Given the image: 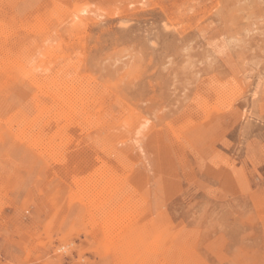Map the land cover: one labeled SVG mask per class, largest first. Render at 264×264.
Returning a JSON list of instances; mask_svg holds the SVG:
<instances>
[{
	"label": "rangeland",
	"instance_id": "obj_1",
	"mask_svg": "<svg viewBox=\"0 0 264 264\" xmlns=\"http://www.w3.org/2000/svg\"><path fill=\"white\" fill-rule=\"evenodd\" d=\"M0 264H264V0H0Z\"/></svg>",
	"mask_w": 264,
	"mask_h": 264
},
{
	"label": "bare ground",
	"instance_id": "obj_2",
	"mask_svg": "<svg viewBox=\"0 0 264 264\" xmlns=\"http://www.w3.org/2000/svg\"><path fill=\"white\" fill-rule=\"evenodd\" d=\"M87 162V161H86ZM90 191V190H89ZM119 193V192H118ZM137 200V199H136ZM131 212V211H130Z\"/></svg>",
	"mask_w": 264,
	"mask_h": 264
}]
</instances>
